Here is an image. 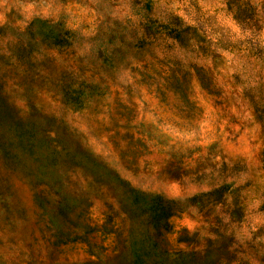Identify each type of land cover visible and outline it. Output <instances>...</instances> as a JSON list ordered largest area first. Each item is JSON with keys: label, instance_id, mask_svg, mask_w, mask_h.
<instances>
[{"label": "rangeland", "instance_id": "rangeland-1", "mask_svg": "<svg viewBox=\"0 0 264 264\" xmlns=\"http://www.w3.org/2000/svg\"><path fill=\"white\" fill-rule=\"evenodd\" d=\"M0 100V264H264V0H0Z\"/></svg>", "mask_w": 264, "mask_h": 264}, {"label": "trees", "instance_id": "trees-1", "mask_svg": "<svg viewBox=\"0 0 264 264\" xmlns=\"http://www.w3.org/2000/svg\"><path fill=\"white\" fill-rule=\"evenodd\" d=\"M176 37V35H175ZM3 105V102L0 100V106ZM5 108V107H4ZM1 110V108H0ZM13 120L16 121L17 118H15V116H13ZM164 209V208H163ZM166 209L165 211H163L162 209H155L152 210L149 216V221L152 225V228H156L158 226L159 223H162L165 220V217L167 216L168 213H166ZM179 260V258H174L171 257H166L164 254L161 253V256L155 257V259H153L152 264H181L179 262H177ZM149 260L147 259H143L142 256H138L136 258L133 259L132 264H148Z\"/></svg>", "mask_w": 264, "mask_h": 264}]
</instances>
